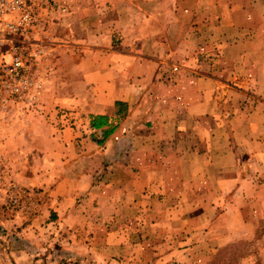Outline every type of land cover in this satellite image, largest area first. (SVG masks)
Segmentation results:
<instances>
[{"label":"crops","instance_id":"obj_1","mask_svg":"<svg viewBox=\"0 0 264 264\" xmlns=\"http://www.w3.org/2000/svg\"><path fill=\"white\" fill-rule=\"evenodd\" d=\"M72 8L86 28L71 38L72 93L46 96L47 110L70 104L72 119L10 130L11 178L33 198L26 219L0 210V264H78L49 260L47 245L33 252L31 238L49 231L92 253L84 264H205L214 246L254 234L264 218V0Z\"/></svg>","mask_w":264,"mask_h":264},{"label":"built area","instance_id":"obj_2","mask_svg":"<svg viewBox=\"0 0 264 264\" xmlns=\"http://www.w3.org/2000/svg\"><path fill=\"white\" fill-rule=\"evenodd\" d=\"M69 10L66 0H0V135L3 126L46 112L55 68L53 33ZM178 73L179 66H172L163 79L176 83ZM8 162L0 151V200L22 209L30 195L8 176Z\"/></svg>","mask_w":264,"mask_h":264},{"label":"rangeland","instance_id":"obj_3","mask_svg":"<svg viewBox=\"0 0 264 264\" xmlns=\"http://www.w3.org/2000/svg\"><path fill=\"white\" fill-rule=\"evenodd\" d=\"M71 2V10L65 17L61 20L60 24L55 25V31L53 33L54 40L57 38V42L54 45V72L53 75L50 77L47 85V93L48 95L55 96L57 93L63 94L67 96L66 98L70 97L72 93L71 86L72 77L76 78V75L73 72V57L71 53V38L74 35H81L85 33V25L78 26L74 21V11H73V3L75 0H66ZM87 0H82L85 3ZM53 40V41H54ZM77 89V88H75ZM43 114H37L34 116H29L28 119L21 118L13 122L11 126H3L2 127V134L0 135V151L2 155H6L7 146L8 145V137L12 133L10 130L13 126H16V129H22L24 126H28V122L30 121V126H38L37 120L39 119H48V124L52 126V128H57L56 124L67 123L72 119L70 113H73V107L70 104L65 106H52L50 110H47ZM61 120V122H60ZM28 121V122H27ZM33 122V123H32ZM5 150V152H4ZM9 172H7V175ZM11 178V175H8ZM30 195L26 205L23 206L22 209H13L8 205L3 204L0 200V210L6 216H20L26 219V214L24 213L28 210L29 205H31V192L23 187ZM228 198V196L226 197ZM30 216V215H29ZM5 231V230H4ZM49 234H44L42 236H36L35 238H31V241L37 249L33 251L36 254H39L38 251L39 247L42 245H47L49 260H68V259H76L78 264H84V260L86 256L91 257L92 253H87L85 250H78L75 251V246L72 245H61L62 238H60L61 234H55L51 231L48 232ZM68 236V233H65ZM5 236L3 234V230H0V237ZM24 237L22 235H16L10 233V235L6 236V241L10 243L17 242L20 245H24ZM80 246V245H79ZM214 249V250H213ZM213 250V251H212ZM210 250V257L206 261L205 264H264V218L259 221L257 228L252 235H248L247 233L241 234L239 237L229 240L228 243L224 245H219V247L214 246ZM45 253V252H43ZM74 253V254H73ZM83 257H85L83 259ZM97 260L96 263L100 264H119V262H106L105 259L103 261L100 258L92 257ZM92 263V262H91ZM175 262L173 264H177Z\"/></svg>","mask_w":264,"mask_h":264},{"label":"trees","instance_id":"obj_4","mask_svg":"<svg viewBox=\"0 0 264 264\" xmlns=\"http://www.w3.org/2000/svg\"><path fill=\"white\" fill-rule=\"evenodd\" d=\"M92 126H93L94 128H96V126H97V125H96V123H93V125H92Z\"/></svg>","mask_w":264,"mask_h":264}]
</instances>
